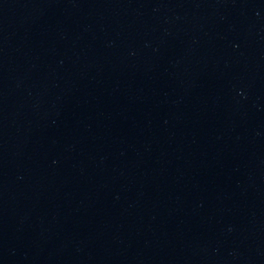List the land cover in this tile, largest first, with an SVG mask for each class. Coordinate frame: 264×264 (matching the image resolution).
<instances>
[{
	"label": "water",
	"instance_id": "obj_1",
	"mask_svg": "<svg viewBox=\"0 0 264 264\" xmlns=\"http://www.w3.org/2000/svg\"><path fill=\"white\" fill-rule=\"evenodd\" d=\"M0 264H264V0H0Z\"/></svg>",
	"mask_w": 264,
	"mask_h": 264
}]
</instances>
